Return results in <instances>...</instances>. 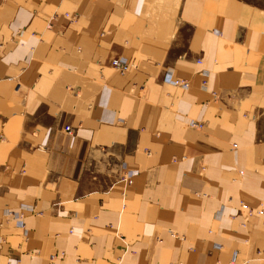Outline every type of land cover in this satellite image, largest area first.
<instances>
[{"label":"crops","instance_id":"0c3cea01","mask_svg":"<svg viewBox=\"0 0 264 264\" xmlns=\"http://www.w3.org/2000/svg\"><path fill=\"white\" fill-rule=\"evenodd\" d=\"M261 201L264 0H0V264H264Z\"/></svg>","mask_w":264,"mask_h":264},{"label":"built area","instance_id":"2783aa9c","mask_svg":"<svg viewBox=\"0 0 264 264\" xmlns=\"http://www.w3.org/2000/svg\"><path fill=\"white\" fill-rule=\"evenodd\" d=\"M63 15L67 18L68 22L71 24L73 22H75L76 20V16L69 14L67 12H64ZM52 22L49 21L47 24V28L51 27ZM198 63H201L200 60H198ZM110 66L111 68H113L115 71L119 72V73H127V71L135 69L137 67V64L134 60H130L128 58L125 57H113L111 58L110 61ZM165 80L167 82H170L171 84H173L174 86H178L181 89L186 90L187 88H189L190 86V81L189 79H185V78H179V77H173L172 74L167 73L165 76ZM207 84V79H203L202 80V86L205 87ZM191 125L193 127H197V128H201L202 124L197 123V122H192ZM71 130L70 125H67L64 127V131L69 132ZM137 174L136 170H131L129 172L126 173V175H124L125 179L127 180V183L130 184L132 181V177L134 175ZM240 207L242 209H244L246 211V216L245 219H247L248 216L254 215V214H260L264 216V201H261L260 203V207H257V209H252L250 208L245 202H241ZM3 222L2 224H7L10 222H14L17 226L23 227L24 225V220L22 219V213L20 211H16L13 209H9L7 208V210L4 211V215H3ZM172 235H175L174 232H171ZM64 253H55L53 255L50 256L51 260H55V258H57L58 256H63ZM236 256V252L233 253L232 255V260L231 262L234 263V258Z\"/></svg>","mask_w":264,"mask_h":264},{"label":"rangeland","instance_id":"374dc122","mask_svg":"<svg viewBox=\"0 0 264 264\" xmlns=\"http://www.w3.org/2000/svg\"><path fill=\"white\" fill-rule=\"evenodd\" d=\"M259 1H260V3H261L262 0H259Z\"/></svg>","mask_w":264,"mask_h":264},{"label":"bare ground","instance_id":"6f19581e","mask_svg":"<svg viewBox=\"0 0 264 264\" xmlns=\"http://www.w3.org/2000/svg\"><path fill=\"white\" fill-rule=\"evenodd\" d=\"M259 207H260V205H259Z\"/></svg>","mask_w":264,"mask_h":264}]
</instances>
